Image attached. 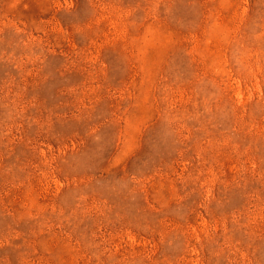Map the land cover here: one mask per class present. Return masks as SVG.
I'll list each match as a JSON object with an SVG mask.
<instances>
[{
	"label": "rangeland",
	"instance_id": "obj_1",
	"mask_svg": "<svg viewBox=\"0 0 264 264\" xmlns=\"http://www.w3.org/2000/svg\"><path fill=\"white\" fill-rule=\"evenodd\" d=\"M0 264H264V0H0Z\"/></svg>",
	"mask_w": 264,
	"mask_h": 264
}]
</instances>
